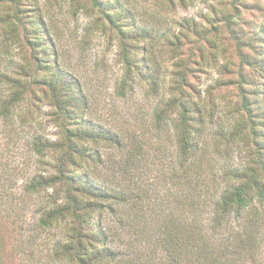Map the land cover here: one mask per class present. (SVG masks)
<instances>
[{
  "label": "rangeland",
  "instance_id": "1",
  "mask_svg": "<svg viewBox=\"0 0 264 264\" xmlns=\"http://www.w3.org/2000/svg\"><path fill=\"white\" fill-rule=\"evenodd\" d=\"M23 5L25 13H40L46 18L58 59L79 77L88 95L87 115L119 130L127 141L126 148L132 146L131 137L138 138L137 147L142 152L135 176L146 192L132 210L128 208L129 217L141 213V223H150L156 214L153 198L167 193L170 187L160 175L166 170L165 154L171 157L176 153L177 99L186 100L203 118L201 157L208 163L200 168L202 172L224 167L244 169L256 155L264 157V118L260 116L261 123L255 118L257 142L261 144L257 149L248 130L251 116L240 96L241 87H263L260 60L264 44L260 37L264 33V0H23ZM7 6L0 4V71L14 75V66L23 73L33 65L35 51L22 33L7 24ZM102 8L112 9L115 17L127 15L117 17V24L126 30L127 58L134 63L123 89V40L116 23L106 18ZM133 34L135 37L130 38ZM234 34L240 38V45ZM3 88L0 84V92ZM43 90H29L15 107L12 124L5 129L0 125V171L7 176L8 190L13 193L8 204L14 207L7 222L0 225L2 264H59L53 257V244L68 237L66 217L49 226L39 223L43 210L55 199L57 203L63 199L60 186H42L36 192L23 189L29 176L51 173L55 167L50 150L40 156L30 145L35 135L49 141L59 137L56 109ZM164 108L168 110L164 130L156 133L153 116ZM258 110L255 107L253 112ZM22 113L28 114L27 118H22ZM156 135L164 138L161 150ZM98 147L107 157L119 159L124 155L112 145L100 143ZM94 171L125 181L118 168L114 172L96 166ZM4 198L2 203L7 201ZM8 204L5 207L9 208ZM105 215L114 222L113 214ZM117 245L116 249L123 248ZM244 259L239 264H248Z\"/></svg>",
  "mask_w": 264,
  "mask_h": 264
},
{
  "label": "trees",
  "instance_id": "2",
  "mask_svg": "<svg viewBox=\"0 0 264 264\" xmlns=\"http://www.w3.org/2000/svg\"><path fill=\"white\" fill-rule=\"evenodd\" d=\"M0 4L8 5L9 27L22 33L35 51L32 54L33 65L23 73L16 66L11 68L14 75L10 71H0V84L4 85L0 92L1 128L12 124L16 116L15 107L34 87L46 89L47 92L43 91L49 93L56 109L58 139L49 141L35 135L30 141L37 155L43 156L49 150L52 152L54 171L29 176L23 189L36 192L42 186L58 184L64 192L61 202L57 203L55 199L39 218L43 226L63 217L68 220V237L63 241L57 240L52 247L53 257L59 264H239L241 258L248 260V264H264L262 155H256L244 169L224 167L220 171L215 168L202 172L200 168L208 163L201 157L203 118L186 100L177 99L176 153L171 157L165 154L166 170L160 175L164 184L170 187L167 193L153 198L156 214L149 219L150 223H141V213L138 216L135 213L139 220L129 217L128 208L132 210L136 200L146 192L138 182L139 176H135L138 155L142 152L137 147L138 138L131 137L132 146L126 148L127 141L119 130L87 115L88 95L79 77L58 59L51 40L52 33L42 14L25 13L27 9L23 0H0ZM102 13L112 24L116 23V31L123 40L120 41L126 64L121 84L123 89L131 78V64L134 63L127 58L126 30L117 24V17L125 18L127 15L115 17L112 9L108 11L105 8H102ZM33 16L39 20L37 25ZM230 32H234L232 27ZM233 36L236 44L240 45L238 35ZM261 36L264 44V33ZM239 56H243L241 51ZM260 61L264 71V54ZM240 96L251 116L248 130L258 149L261 144L257 142L255 118L260 123V116L264 118V83L261 89L251 85L248 89L241 87ZM254 101L258 103L249 107ZM255 107L259 108L258 112H253ZM167 112L164 108L154 113L152 128L156 133L164 130ZM22 116L25 119L28 114L22 113ZM156 137L159 145L164 138ZM97 143L119 148L124 155L119 159L107 157ZM96 166L113 169L114 172L118 168L125 181L121 183L115 174L112 177L94 171ZM6 177L0 171V225L7 222L10 209L14 210L8 204L12 192L8 190ZM3 198L7 201L2 203ZM7 204L9 208L5 207ZM107 212L113 214L114 222L106 217ZM2 239L0 236V264L4 249ZM117 244H122L123 248L116 249Z\"/></svg>",
  "mask_w": 264,
  "mask_h": 264
}]
</instances>
